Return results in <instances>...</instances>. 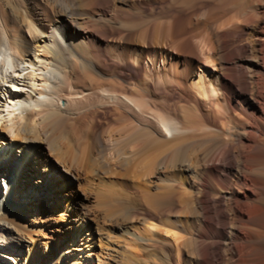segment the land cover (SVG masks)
<instances>
[{"label": "bare ground", "instance_id": "1", "mask_svg": "<svg viewBox=\"0 0 264 264\" xmlns=\"http://www.w3.org/2000/svg\"><path fill=\"white\" fill-rule=\"evenodd\" d=\"M118 3L128 6L95 3L97 20L65 0H0V264H264V0H240L207 37L198 27L210 71L192 33L178 58L161 48L162 66L177 67L169 79L181 100L171 107L167 93L155 101L113 80L106 36L116 29L110 14L125 13ZM112 151L140 177L132 186L145 214L127 207L129 241L101 244L72 218L76 228L67 225L68 241L48 258L26 213L48 219L66 189L87 201L78 168L108 167Z\"/></svg>", "mask_w": 264, "mask_h": 264}, {"label": "rangeland", "instance_id": "2", "mask_svg": "<svg viewBox=\"0 0 264 264\" xmlns=\"http://www.w3.org/2000/svg\"><path fill=\"white\" fill-rule=\"evenodd\" d=\"M100 1L65 0L71 9H68V11L73 14H77L78 16L85 14L84 16H91L92 19L102 20L105 17L98 14L95 9V3ZM239 2L240 0H128V6L125 7L123 4L120 5L118 3V7H121L125 13L112 12L110 14V24L115 26L116 29L107 34L109 38L106 36L109 40L108 45L110 50L112 48L111 54L115 56L113 59L118 65L113 80L129 86L136 84L137 86L146 87L150 90V99L153 100L154 98L155 101L157 100L156 96L167 93L168 106L180 103V94L175 84L172 85V82L170 83L171 79H169L171 78L172 69H177V67L172 63L162 66V59H159L161 48L165 47L170 51L172 56L178 58L180 57L179 51L186 46L185 34L183 33H192L191 40L196 44L199 56L202 59L201 64L204 63L202 67H206L205 69L210 71V62L215 61L213 53L208 51L206 47H202V42H199V38L193 34L203 30L207 37L206 32L208 29L212 30L224 16L229 15L234 5L235 7L238 6ZM198 27H200V30ZM126 50L130 58V61L128 58L127 62L124 59H119V54L122 51L127 52ZM140 54L143 60L137 61L136 57ZM180 67L179 65L178 68ZM165 72L168 73L166 74ZM109 120L111 118L107 115L101 118L102 122ZM117 146L121 147L119 144ZM39 149L41 153H45L44 147H39ZM82 149L83 145L76 152L81 154ZM130 150L133 149L129 146L127 151L130 152ZM107 157L110 160L108 167L104 168L98 164L100 166L97 165L93 168H78L79 183H81L80 188L87 185L90 187L89 191H85L83 188L79 191L85 193L87 201L82 199L81 193L76 198L73 196L72 191L66 189L58 205L52 204L50 210L48 207L43 212L49 213L48 219L44 215H41L38 209L37 211L34 210V215L31 213V208L26 213L24 224L29 228L35 226L40 228V230L34 232L37 234L36 236L32 233L33 237H37L41 243L42 241L49 242L47 246L48 258L53 257L63 247L64 243L68 241L70 228L67 225H71L74 229L76 228V223L69 222L72 221V218H75L79 225L82 221L81 218H83L85 224L89 223L95 230V236L102 237L101 244L107 245L105 238L108 235L113 237V242L115 243H112V245L118 244L122 246L124 243H127V240L129 241L123 224L127 209L132 208V214L136 216L145 214V211L142 210L136 199L137 197L135 198L137 191L132 186L134 183L140 181L138 180L140 177H135V171L120 162L115 152L112 151L111 155L109 154ZM138 171L140 172V169ZM152 175L153 172L148 174L147 182L149 180L151 183L154 182L155 176ZM89 182L90 184H88ZM111 184L115 187L111 188ZM108 189L110 192H108ZM95 191H103L102 193L105 192L109 196H104L106 197L105 200L100 202V195H97ZM124 192L127 196L124 195ZM41 243L38 244L36 252L42 250L43 245ZM128 245L133 250H140L137 243L129 242ZM96 246L98 248V245ZM92 263L91 260L88 264Z\"/></svg>", "mask_w": 264, "mask_h": 264}]
</instances>
